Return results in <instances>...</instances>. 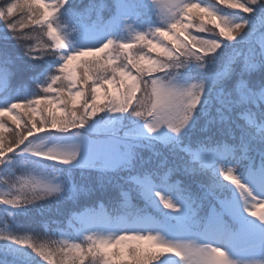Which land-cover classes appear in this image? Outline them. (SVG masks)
I'll return each instance as SVG.
<instances>
[{"label": "snow or ice", "instance_id": "snow-or-ice-1", "mask_svg": "<svg viewBox=\"0 0 264 264\" xmlns=\"http://www.w3.org/2000/svg\"><path fill=\"white\" fill-rule=\"evenodd\" d=\"M66 5L69 0L0 4V22L29 61H59L23 63L0 47V165L18 150L71 164L78 148L42 150L31 138L83 129L104 112H131L147 133L166 126L174 135L151 174L132 177L151 208L134 225L82 240L41 243L4 232L0 240L31 249L46 264L264 260V251L239 259L229 250L244 232L256 233L264 250V212L255 210L264 207V0H139L156 17L147 30L127 22L129 0H88L78 14L92 42L75 47L69 31L82 35L81 21L70 29L61 21ZM220 9L245 15L234 22ZM205 61L217 70L198 83L181 82L182 69ZM14 77L20 78L15 96ZM12 187L0 204L13 208L60 191L35 178Z\"/></svg>", "mask_w": 264, "mask_h": 264}, {"label": "trees", "instance_id": "trees-1", "mask_svg": "<svg viewBox=\"0 0 264 264\" xmlns=\"http://www.w3.org/2000/svg\"><path fill=\"white\" fill-rule=\"evenodd\" d=\"M3 2L4 0H0V4ZM87 2L88 0H69V5H66L65 9L71 13L78 14L83 4ZM208 2H211V0H208ZM220 11L222 15L230 17L234 22L239 17L245 15L228 9H220ZM17 15L21 14L17 13ZM5 46L14 51L17 60L23 63L30 62L35 64L40 62L29 61L28 57L23 54L24 49L12 37L11 33L4 28L2 22H0V47ZM47 58L48 56L44 57V61L41 62H45ZM204 63V67H199L195 62L189 63L187 67L181 70V80H187L189 83H198L218 68V65L214 61H205ZM19 79V77H14L12 85L19 81ZM107 114H110V116L105 122L107 127L109 126L106 133H93L92 135L100 137V139L107 138L110 143H117L120 148H129L135 158V163H141L140 168L144 171H147L149 168L154 169L161 159L168 155L169 141L163 142L162 140L146 138L142 135L139 137L132 136V138L127 139L123 138L126 135H122L124 129L127 128L128 132L137 131L134 125L142 121L133 116L131 112L100 113L93 120L89 121L87 125L95 126L98 120L106 119ZM236 123H240V121L237 120ZM75 130L84 131V129ZM72 132L71 130L64 133L70 134ZM40 135L45 139L56 137L60 140V135L54 130L41 133L37 138ZM22 161L27 162L25 167L28 165V168L33 166V162H38L43 164L45 169L47 168L49 171L61 176L63 182L62 191L59 194L47 196L31 204L22 205L17 208L0 204V217L4 218V224L8 229L6 230L0 219V228L4 233L15 236L29 235L41 243H51L52 240L48 239L50 232L56 228L65 226L68 215H71L72 212H80L88 204H103L108 208L110 213L116 211H151V208L146 209L148 202L142 198L139 191L140 186L131 182V174L127 173V171L114 172L104 169L99 164L91 167L89 165L62 167L46 162V160H39L37 157L20 152L19 150L10 154L4 164L0 165V185L6 190L5 192L2 189L3 192L0 194L10 195L12 193L10 191H15L12 185L20 178V175L27 172L26 169L19 167ZM9 163L10 167H7L6 165ZM125 193H127V197H125ZM0 264H46V262L29 248L16 245L11 241L0 240Z\"/></svg>", "mask_w": 264, "mask_h": 264}, {"label": "rangeland", "instance_id": "rangeland-1", "mask_svg": "<svg viewBox=\"0 0 264 264\" xmlns=\"http://www.w3.org/2000/svg\"><path fill=\"white\" fill-rule=\"evenodd\" d=\"M139 10L141 9L139 8ZM134 11L135 8H130L128 6L123 15L127 19V22L133 24V26L139 27L140 30H142L144 26L152 25L156 20L154 13L148 12L147 10L143 9L142 16L140 15L139 19H137V14H135ZM119 35L126 36L127 33H120ZM69 37L73 45L86 44L89 41V38H84L81 42H78V40L74 42L75 40H73L70 35ZM103 125L104 124L102 123V121L98 120L96 122V125L93 127V130H95L94 128L100 130ZM105 129L107 128H105L104 126L100 131ZM136 130L137 131L129 132V136L139 137V134H142L144 135V137L150 136L151 138L154 137L170 140V137L174 135L166 128V126L158 129L155 133L149 134L144 129L142 123L141 125L136 127ZM129 136H127L126 138H129ZM56 144L57 143L53 145L52 143L50 144V146L46 143H40L39 145L42 150H73L78 148L79 155L77 159L72 162L73 164H101L103 168L111 169L114 172H118V168H125L126 165L132 160V158L131 160L129 158L131 157L129 151H121V149L117 145L111 144L109 141H100V139L98 140L94 136L90 135H88V137L79 136L69 142L65 141L57 145ZM35 169L36 168L31 169L29 172L30 174H27L22 178H35L44 183H50L53 185L59 184V181H57L55 176H45L44 172L41 169L40 171L34 173ZM255 210L258 212H264V207H259ZM78 218L81 222V225L75 227L71 232L67 230L62 231L60 234L61 239L76 240L83 238L85 235L92 232H98L107 235L122 228L132 226L139 220L138 219L136 221H132L123 215H120L115 220H110L104 209L99 212H86L85 215L81 214L78 216ZM229 250L233 256L239 259H249L252 257L260 258L261 252L264 251L260 247H258V236L256 233L241 235L237 246L234 248H230ZM170 264H175V261H171Z\"/></svg>", "mask_w": 264, "mask_h": 264}, {"label": "clouds", "instance_id": "clouds-1", "mask_svg": "<svg viewBox=\"0 0 264 264\" xmlns=\"http://www.w3.org/2000/svg\"><path fill=\"white\" fill-rule=\"evenodd\" d=\"M61 191H62V189H60L59 192L53 193L52 195H54V194H59ZM45 197H47V196H45ZM45 197H44V198H45ZM33 202H34V201H33ZM33 202H30V203H27V204H31V203H33ZM25 205H26V204H25ZM256 264H264V260H258V261L256 262Z\"/></svg>", "mask_w": 264, "mask_h": 264}]
</instances>
